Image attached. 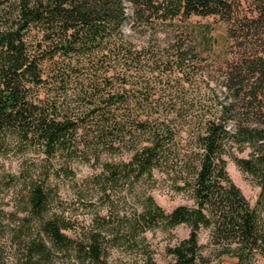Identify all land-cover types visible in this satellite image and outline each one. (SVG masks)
<instances>
[{
    "label": "trees",
    "instance_id": "obj_1",
    "mask_svg": "<svg viewBox=\"0 0 264 264\" xmlns=\"http://www.w3.org/2000/svg\"><path fill=\"white\" fill-rule=\"evenodd\" d=\"M191 15L227 24V57L213 74L174 28ZM128 24L148 30L147 43ZM228 157L256 179L255 204ZM80 165L91 171L79 176ZM70 187L82 205L90 192L107 199L104 213L71 215ZM158 187L192 203L167 210ZM5 190L25 213L15 264H163L146 232L182 223L189 235L165 264H264V0H0ZM122 192L134 193L133 209L118 207Z\"/></svg>",
    "mask_w": 264,
    "mask_h": 264
},
{
    "label": "rangeland",
    "instance_id": "obj_2",
    "mask_svg": "<svg viewBox=\"0 0 264 264\" xmlns=\"http://www.w3.org/2000/svg\"><path fill=\"white\" fill-rule=\"evenodd\" d=\"M174 21V28L176 31L185 30L186 33H189V35L194 38L204 61L200 67L205 70H211L212 74L215 73V71H217V63H220L221 61L223 62L227 57L226 22L218 16L213 15H191L189 17H178ZM166 29V26L159 25L157 28L158 35L161 37L165 36L167 31ZM126 31L138 45L147 43V38L150 36L148 30L145 29L142 32H138L132 29L129 24L126 25ZM211 83L212 85L214 84V82ZM190 87L191 86H188V89H190ZM204 90V88L199 90V94H201ZM191 91L195 92L197 90H194L193 88ZM198 105L207 108L211 105V103L203 100L202 104ZM248 152L249 149H246L240 154L247 155ZM11 160L15 161L13 158ZM227 169L232 179L240 186L250 203L255 204L260 191V186L256 182V179L251 174L240 168V166L231 157H228ZM90 171V166L80 165L78 168V175H86ZM153 193L157 201L167 210H172L179 204L192 203V199L187 194L175 191L172 188L158 187L153 189ZM2 194H5L4 198L2 197ZM62 194L63 197L70 203L71 215L79 219L92 217L97 211L104 213L106 210L104 203L107 199L98 198L93 192H90L89 196H92L94 200L92 202H86L88 205H82L81 203H77V201H75L77 191L72 187L64 190ZM130 194L127 195L125 199L122 197L124 195L123 192L121 195H115L117 198L122 200L120 204L117 203L121 211L134 208L135 201L134 198H132L134 197V193L130 192ZM11 195L12 194L10 193L7 194V190L0 192V264H15L17 258H19L24 251L22 242L23 232L18 231V226L22 222L25 213L15 205L14 201L11 199ZM189 231L190 227L186 223L179 224L172 230L156 229L147 231V241L150 244V248L153 250L155 259L163 264L173 260L174 255L170 252L169 247L187 237L189 235ZM210 239L209 229H204L201 236V242L212 245L213 242H211ZM207 248H210V246ZM120 251V249L114 248V256L118 255ZM123 253L127 255V257L134 256L128 255L125 252Z\"/></svg>",
    "mask_w": 264,
    "mask_h": 264
}]
</instances>
